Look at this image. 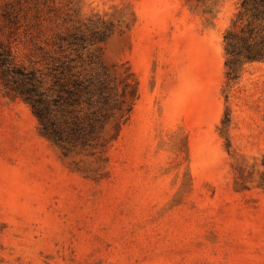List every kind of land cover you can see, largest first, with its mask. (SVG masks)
Listing matches in <instances>:
<instances>
[{"label": "rangeland", "instance_id": "obj_1", "mask_svg": "<svg viewBox=\"0 0 264 264\" xmlns=\"http://www.w3.org/2000/svg\"><path fill=\"white\" fill-rule=\"evenodd\" d=\"M239 2L0 0V264H264V61L223 41ZM4 58L44 90L57 59L105 72L88 140L48 138Z\"/></svg>", "mask_w": 264, "mask_h": 264}, {"label": "trees", "instance_id": "obj_2", "mask_svg": "<svg viewBox=\"0 0 264 264\" xmlns=\"http://www.w3.org/2000/svg\"><path fill=\"white\" fill-rule=\"evenodd\" d=\"M223 41L231 65L264 61V0H240ZM2 64H9L4 75L13 73L22 85H27L20 93L37 117L43 133L59 146L83 143L100 125L97 115L107 103V92L111 89L105 72L102 77L96 75L92 80L87 79L73 70V65L57 59L51 68V82L44 90L33 70L13 66L5 58Z\"/></svg>", "mask_w": 264, "mask_h": 264}]
</instances>
